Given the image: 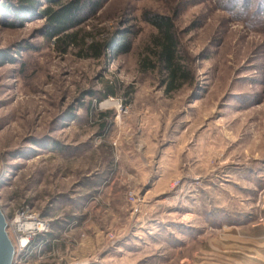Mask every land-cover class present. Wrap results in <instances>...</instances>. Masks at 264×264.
Masks as SVG:
<instances>
[{"label":"rangeland","instance_id":"rangeland-1","mask_svg":"<svg viewBox=\"0 0 264 264\" xmlns=\"http://www.w3.org/2000/svg\"><path fill=\"white\" fill-rule=\"evenodd\" d=\"M97 1L56 42L58 0H0V210L43 228L12 264H264V0Z\"/></svg>","mask_w":264,"mask_h":264},{"label":"trees","instance_id":"trees-1","mask_svg":"<svg viewBox=\"0 0 264 264\" xmlns=\"http://www.w3.org/2000/svg\"><path fill=\"white\" fill-rule=\"evenodd\" d=\"M38 0H18V4L22 6H35ZM61 1L66 3L61 4ZM56 8H45L39 12L40 15L47 18L49 38H55L56 42L63 39L71 40L74 34H65L63 38L60 35L66 33L70 29L79 24V15L83 10L95 11L99 7L97 0H58ZM150 24L159 32V37L156 40V51L154 52L156 62L161 68V72L166 76L167 92L176 89L174 84L176 81L186 80V72L179 65V54L176 39L174 37L173 25L166 17L154 16L149 19ZM119 39V38H118ZM109 55L118 53H126L129 51L127 42L117 41L106 44ZM91 50L95 53L98 48L91 46ZM109 95H113L111 89H108Z\"/></svg>","mask_w":264,"mask_h":264},{"label":"water","instance_id":"water-1","mask_svg":"<svg viewBox=\"0 0 264 264\" xmlns=\"http://www.w3.org/2000/svg\"><path fill=\"white\" fill-rule=\"evenodd\" d=\"M7 223L0 210V264H12L14 259V246L7 235Z\"/></svg>","mask_w":264,"mask_h":264},{"label":"bare ground","instance_id":"bare-ground-1","mask_svg":"<svg viewBox=\"0 0 264 264\" xmlns=\"http://www.w3.org/2000/svg\"><path fill=\"white\" fill-rule=\"evenodd\" d=\"M19 219V220H17ZM17 220V221H16ZM16 220L14 221L15 224V229L16 231L19 232V237H18V245L20 244H24L25 243V239L24 236H29L31 233L37 231V230H41L42 225L35 221H31V220H23L22 218H16Z\"/></svg>","mask_w":264,"mask_h":264},{"label":"built area","instance_id":"built-area-1","mask_svg":"<svg viewBox=\"0 0 264 264\" xmlns=\"http://www.w3.org/2000/svg\"><path fill=\"white\" fill-rule=\"evenodd\" d=\"M8 226V225H7ZM33 234L34 233H31L29 236H24V239H25V243L22 245V244H20V245H18V240L19 239H17V244H16V250H15V252H22V251H24V249H27L28 248V246H29V244H30V242H31V240H32V236H33ZM20 236V235H19ZM18 236V237H19ZM15 255H16V253H15Z\"/></svg>","mask_w":264,"mask_h":264}]
</instances>
